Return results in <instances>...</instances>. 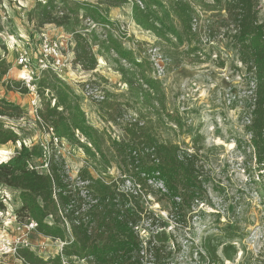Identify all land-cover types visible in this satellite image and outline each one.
Returning a JSON list of instances; mask_svg holds the SVG:
<instances>
[{"label": "rangeland", "instance_id": "374dc122", "mask_svg": "<svg viewBox=\"0 0 264 264\" xmlns=\"http://www.w3.org/2000/svg\"><path fill=\"white\" fill-rule=\"evenodd\" d=\"M37 1L2 0L0 4V59L8 67L6 75L0 76V100L14 107L6 112L10 116L0 117V122L19 138L15 144L0 146L7 156L1 158L0 163L12 158L23 144L31 152V165L39 173L45 172L47 159L54 154L63 159L72 181L85 167L92 177H100L107 184L119 181L121 189L134 191L140 198L144 211L139 225L143 241L150 239L165 248L169 258L163 264H208L206 250L214 245H218L217 253L223 264H264V170L259 171L254 164L250 137L242 125L250 108L249 78L229 38L233 32L230 29L225 33L226 28L221 26L225 13L207 10L203 4L210 5L211 0H186L198 15L195 26L213 27L221 36L209 41L207 33H202L198 42L184 36L177 41L168 35L169 40H163L134 23L132 0L117 7L108 6L103 0H71L93 5L113 23L105 29L82 20L81 26L87 30L80 32L87 35L95 29L96 34L102 35L101 40L106 33L111 34L125 51L132 53L133 60L141 64L138 68L132 60L122 62L125 69L139 75L144 71L147 78L159 84L163 94L161 101L158 98L159 101L154 102V108H141L115 71L113 53L105 59L96 56L97 66L91 72L72 63L68 71L72 80L68 86L74 91L87 123L105 141V158L96 155L93 160L64 139L62 147L52 144L47 127L33 112L32 95L28 90L23 94L26 88L21 82L24 70L17 63L19 53L26 51L34 57L43 35L51 38L61 33L67 35L55 25L37 28L28 22L27 14ZM162 1L167 8L165 0ZM259 8V20L264 23V0L260 1ZM169 23L181 34L176 19L171 17ZM87 82L103 92L105 100L97 103L84 97L80 89ZM37 95L39 109L47 100L50 107L53 106L50 94L44 92L42 97L37 90ZM109 119H113L114 124ZM134 119L149 127L159 141L196 155L203 193L190 210L177 214L159 183L146 182L142 175H137V170L108 150L109 138L128 140L124 129ZM79 140L85 144L82 137L79 136ZM75 186L78 185L75 183ZM2 197L6 205L3 204L5 210H0V223L7 218L6 211L14 213L19 206L16 191L0 186L1 201ZM30 239L34 244L42 240L36 234ZM51 242H48L46 255L40 253L42 257H57L58 247ZM223 246L235 248L232 261L223 259ZM7 264L17 263L11 259Z\"/></svg>", "mask_w": 264, "mask_h": 264}, {"label": "trees", "instance_id": "16d2710c", "mask_svg": "<svg viewBox=\"0 0 264 264\" xmlns=\"http://www.w3.org/2000/svg\"><path fill=\"white\" fill-rule=\"evenodd\" d=\"M111 7L121 6L129 0H103ZM131 1V0H130ZM203 4L207 10L225 13L221 26L233 32L229 36L244 67L246 76L255 81L252 99L253 109L250 124L245 126L249 135L254 164L259 171L264 170V23L259 20L261 0H211ZM131 16L134 23L155 37L169 40L168 35L181 41V37L200 40V34L207 33L208 40L221 36L218 29L196 25L198 15L186 0H132ZM2 0H0V4ZM61 5L63 8H59ZM171 17L181 27V34L169 23ZM27 19L37 28L55 25L70 34L74 41L73 65L83 71H94L96 56L103 59L116 56L115 71L128 87L134 101L141 108H154V102L163 98L159 84L144 71L136 74L125 69L122 62L132 63L131 52L125 51L113 36L106 33L105 39L96 34L95 29L87 35L80 30L82 20L100 25L106 29L113 23L88 3L71 0H38L28 12ZM169 27H165V25ZM171 26V27H170ZM79 28V30L77 29ZM210 36V37H209ZM199 42V41H198ZM202 40L200 41V43ZM97 48L96 52L93 51ZM8 67L0 59V76L6 75ZM48 75L49 77H46ZM37 90L43 97L44 92L51 96L37 111L45 127L51 128L55 137L81 148L84 153L96 160L105 158L103 136L91 127L81 110L74 91L65 82L50 73H41ZM23 94H27L24 89ZM159 98V100H158ZM105 100V99H104ZM0 117L7 115L12 105L0 100ZM9 108V109H7ZM114 124L113 119H109ZM243 122V119H242ZM128 140L108 139V150L118 155L128 165L143 176L160 184L168 197L172 210L177 214L190 210L203 193V183L197 166V157L177 145L159 141L153 131L140 120L134 119L125 127ZM79 134L85 140L81 143ZM19 142L17 135L0 122V146ZM32 154L23 144L20 150L8 161L0 163V186L18 193L19 206L14 212L16 222L25 224L34 221L35 233L42 237L65 241L68 234L71 241L62 249L63 257L75 258L84 264H163L169 253L165 248L154 244L150 239L143 241L140 222L144 218L141 201L134 191H124L119 181L105 183L100 177L94 178L88 169L79 170L74 181L66 171L61 157L51 155L47 159L45 172L39 173L31 165ZM140 182V181H139ZM75 183L78 185L75 186ZM122 183V182H121ZM0 210L5 206L0 200ZM218 245L206 250L208 264H223L217 253ZM221 255L224 260L232 261L236 255L234 247L223 246ZM22 264H62L59 256L44 260L29 250L18 251Z\"/></svg>", "mask_w": 264, "mask_h": 264}, {"label": "built area", "instance_id": "2783aa9c", "mask_svg": "<svg viewBox=\"0 0 264 264\" xmlns=\"http://www.w3.org/2000/svg\"><path fill=\"white\" fill-rule=\"evenodd\" d=\"M73 49V38L70 35L61 33L55 38H51L49 37V35H43L42 39L35 49V52L33 54L34 57H31V54L26 51H22L19 53L17 63L24 70V75L21 76V82L22 85L32 95L31 106L33 108V112L36 114L37 119H39V117L37 116V111L39 109V98L37 95V85L35 81L39 78V75L41 73H50L56 76L59 80L65 82L66 84H69V82H71L72 80L68 71L72 66ZM247 86H249L250 89V108L248 114L245 115L242 122V125L244 127L250 124V113L253 109L254 102L252 97L256 86L255 81L253 79H249ZM80 90L81 94L84 97L92 99L97 103L101 102L104 99L103 92H101L91 83H84ZM46 131L51 136L52 144H55L56 146L60 145L61 147L63 146L62 139L55 137L51 128L47 127ZM2 203H5L6 205L5 197H2ZM5 215L7 216V218H5L0 223V259L14 258L21 262V260L18 259L17 256L18 251L21 249L29 250L39 258H42L44 260L54 258V256L42 257L40 255V253H44V255H46L47 246L49 244L48 242L54 241L58 247L55 256L60 257L62 264H69V259L63 257L61 253L63 247L71 241V237L69 234V238L67 237L64 242L38 235L42 238V240L34 244L32 243L30 238L32 234H36L35 230L37 228V224L34 221H29L25 224H19L16 222L14 213L11 212V214H9V212L6 211ZM0 216H2L1 213ZM140 234L143 235V232H140ZM49 239L51 241H49ZM36 250L39 251L38 254L35 253L37 252ZM75 264H84V262L76 261Z\"/></svg>", "mask_w": 264, "mask_h": 264}, {"label": "crops", "instance_id": "0c3cea01", "mask_svg": "<svg viewBox=\"0 0 264 264\" xmlns=\"http://www.w3.org/2000/svg\"><path fill=\"white\" fill-rule=\"evenodd\" d=\"M13 261H15L17 264H22L19 260L11 258ZM10 258H3L0 259V264H7L8 260H11Z\"/></svg>", "mask_w": 264, "mask_h": 264}, {"label": "bare ground", "instance_id": "6f19581e", "mask_svg": "<svg viewBox=\"0 0 264 264\" xmlns=\"http://www.w3.org/2000/svg\"><path fill=\"white\" fill-rule=\"evenodd\" d=\"M23 75H24V73H23ZM6 153L3 151V150H0V159L2 158V159H5V158H7V156L5 157L4 155H5Z\"/></svg>", "mask_w": 264, "mask_h": 264}]
</instances>
